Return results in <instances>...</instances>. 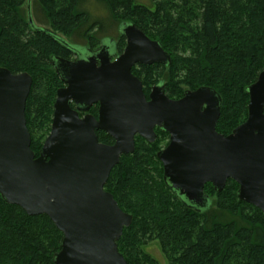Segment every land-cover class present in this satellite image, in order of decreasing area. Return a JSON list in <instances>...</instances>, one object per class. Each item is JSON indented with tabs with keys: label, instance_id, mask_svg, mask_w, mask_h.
I'll use <instances>...</instances> for the list:
<instances>
[{
	"label": "trees",
	"instance_id": "1",
	"mask_svg": "<svg viewBox=\"0 0 264 264\" xmlns=\"http://www.w3.org/2000/svg\"><path fill=\"white\" fill-rule=\"evenodd\" d=\"M88 1L30 0L45 21L40 28L30 22L29 0H0V68L33 78L25 114L37 158L62 86L52 58H68L67 47L78 39L96 46L111 27L92 16ZM94 1L113 24L135 25L171 56L170 65L135 73L146 95L155 84L176 100L211 88L221 98L219 134L228 136L246 122L248 89L264 71V0H152V8L135 0ZM164 135L153 144L137 137L135 152L121 157L105 186L121 210L133 215L118 242L127 263L156 264L145 249L157 242L169 264H264V213L239 200L234 180L220 193L205 186V210L189 207L165 182L158 159ZM62 237L48 216H29L0 195V264H55Z\"/></svg>",
	"mask_w": 264,
	"mask_h": 264
},
{
	"label": "water",
	"instance_id": "2",
	"mask_svg": "<svg viewBox=\"0 0 264 264\" xmlns=\"http://www.w3.org/2000/svg\"><path fill=\"white\" fill-rule=\"evenodd\" d=\"M28 6L31 14L30 0ZM120 30L127 45L114 63L103 59L97 68L94 60L52 58L67 88L57 92L52 129L38 158L25 114L33 78L0 68V195L29 216H48L63 234L55 264H128L118 242L133 215L105 186L121 157L135 152L136 136L155 142V127L171 136L158 153L165 182L189 207L205 210V186L220 193L234 180L239 200L264 213V71L248 89L246 122L224 136L217 132L221 98L214 89L188 91L174 101L157 85L147 100L133 67L170 65L171 56L135 25ZM72 103L80 110L100 104L99 120L80 118ZM99 130L115 144H101Z\"/></svg>",
	"mask_w": 264,
	"mask_h": 264
},
{
	"label": "flooded vegetation",
	"instance_id": "3",
	"mask_svg": "<svg viewBox=\"0 0 264 264\" xmlns=\"http://www.w3.org/2000/svg\"><path fill=\"white\" fill-rule=\"evenodd\" d=\"M40 28H45V27H40ZM118 30H119V33H120V38L123 37L125 39V46L124 47L121 48V39H120V41H115V39H113V38H102L101 40H99V43L96 46H91V45L80 46V45H76L74 47H67V52L69 53V56H68V58H65L64 60H66V61H68L70 63H75L77 61L87 62V61H90V60H94L95 61V67H97V68H101L103 59H107V60H109L110 63H114L115 60L120 55H122L124 53V50H125L126 45H127V39H126V37H124L122 35L120 27H118ZM52 65H53V63H52ZM144 69H145V66H143V65H135L133 67V69H132V73H133L134 76H136L137 73L138 74H142ZM157 85H160V84H155L154 86H152L151 91L148 92L147 95L145 94L146 97H147V100H149V96H150V94L152 92V89L155 86H157ZM63 88H67V85L62 82V86L58 90L63 89ZM162 88H163V86H162ZM143 90H145V92H146V89H145L144 85H143ZM163 91H164V89H163ZM169 99L170 100H174V101L180 100V99L176 100V99H171V98H169ZM71 107H72V109H74V110L79 112V116L82 119L87 117V116H91V117L95 118L97 121L99 120L100 107H101L100 104H94L93 106H91L90 109H81V110L78 109L74 105V103L71 104ZM161 133L165 134L164 135V137H165L164 142H166V144L163 145L164 147L161 149V151H163L169 146L171 136H170V134L168 132L163 131L160 127H155L156 140H157V138H159ZM96 135L98 137L99 142L101 144H103V145L113 146L115 144V139L113 137H111L106 131L99 130V131L96 132ZM137 137H140V136H136V138ZM162 137H163V135H162ZM105 139L107 140V143L103 142ZM156 140H155V142H156ZM150 144H153V143H150ZM163 168H164V166H163Z\"/></svg>",
	"mask_w": 264,
	"mask_h": 264
},
{
	"label": "rangeland",
	"instance_id": "4",
	"mask_svg": "<svg viewBox=\"0 0 264 264\" xmlns=\"http://www.w3.org/2000/svg\"><path fill=\"white\" fill-rule=\"evenodd\" d=\"M135 4L137 5H142L146 6L148 8L153 7V2L152 0H135ZM85 8L92 14V16L95 19H100L110 25V29L108 30L107 33H104L102 36L103 38H113L115 41H120V35L118 32V25L116 26L115 24L110 21V15L109 13L104 9V7L94 0H89L85 4ZM32 12V18L41 27H45L42 23L45 22L43 21V16L39 11L36 9V5L32 6L31 9ZM112 23V24H111ZM77 40V39H76ZM80 39L75 42L76 45L84 46L85 43L82 41H79ZM72 42V41H71ZM168 72V71H166ZM165 75V72L162 73ZM166 142H161V148H163ZM146 252L156 261V264H169L168 259L166 258L165 254L163 253L160 245L157 242L150 243L146 246Z\"/></svg>",
	"mask_w": 264,
	"mask_h": 264
}]
</instances>
